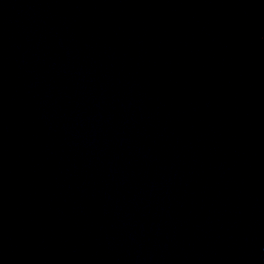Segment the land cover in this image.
I'll use <instances>...</instances> for the list:
<instances>
[{"label":"water","instance_id":"95a60500","mask_svg":"<svg viewBox=\"0 0 264 264\" xmlns=\"http://www.w3.org/2000/svg\"><path fill=\"white\" fill-rule=\"evenodd\" d=\"M0 264H264V0H0Z\"/></svg>","mask_w":264,"mask_h":264}]
</instances>
